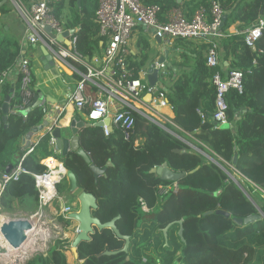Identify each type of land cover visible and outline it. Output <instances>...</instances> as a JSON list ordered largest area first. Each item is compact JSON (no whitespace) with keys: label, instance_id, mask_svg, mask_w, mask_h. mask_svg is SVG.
Wrapping results in <instances>:
<instances>
[{"label":"trees","instance_id":"obj_1","mask_svg":"<svg viewBox=\"0 0 264 264\" xmlns=\"http://www.w3.org/2000/svg\"><path fill=\"white\" fill-rule=\"evenodd\" d=\"M20 1L30 4V0ZM80 1L81 10L78 0H70L76 6L70 24L77 28L78 49L84 56L91 57L101 43L99 24L97 27L91 20L94 11L87 0ZM193 1H186L183 6L192 11L200 5L209 8L208 0L197 4ZM221 1L225 5L238 4L231 20L224 23V30L237 20L251 24L264 12V0ZM154 2L145 4H158L163 12L180 6L175 0ZM55 13L59 17L60 9ZM221 46L235 56L232 69L250 71L244 93L231 91L227 99L228 119L237 127L236 133L231 128L214 127L215 70L207 66L206 58L199 57L194 68L183 70L167 91L176 114L174 123L203 142L205 146L199 147L207 155L189 147L162 125L132 111L135 124L127 130L128 134L117 129L106 134L102 127L95 126L84 131L82 146L96 166L106 169L97 179L81 156H56L67 169L74 171L80 191L91 192L97 197L98 208L93 215L102 222L121 215L116 224L121 233L130 236L129 250L125 252L121 251L125 240L117 237L113 230L96 229L90 240L79 245L82 264H264V217L248 225L236 222V218L264 213V197L245 180L240 182L244 189L239 187L230 176L228 166L224 165H233L235 153H238L234 167L255 186L264 189V32L256 50L247 46L240 32L228 33ZM20 49L19 43L10 39L0 41V69L9 68L14 75L0 102V182L9 166L14 168L22 164L26 172L5 186L0 205L10 209L19 203L28 210L39 204L34 175L47 170L42 160L54 156V152L50 132L46 129L35 137V149L25 153V138L45 121L46 114L36 105L40 98L41 75L32 69L30 96L22 88L23 74L16 68ZM79 67L85 69L80 64ZM219 69L223 73L226 70L223 64ZM80 77L75 75L76 79ZM13 93L11 106L29 99V112L26 119L8 114L4 121L3 101ZM242 106H247L251 112L238 119L236 115ZM139 136L145 141L136 146ZM210 154L221 159L223 165L215 158L210 159ZM165 162L174 171L186 172V176L172 182L151 173L152 168ZM197 167L199 170L192 172ZM161 185L171 186V189L164 194L158 193ZM30 200L35 203L31 207ZM149 200L152 204L155 201L152 209L146 208L145 202ZM219 210L230 216L217 213ZM180 220H183L182 225ZM181 226L183 235L179 234ZM66 245L68 241L58 240L47 255L40 254L27 264H68ZM107 250L117 253L104 254Z\"/></svg>","mask_w":264,"mask_h":264},{"label":"built area","instance_id":"obj_2","mask_svg":"<svg viewBox=\"0 0 264 264\" xmlns=\"http://www.w3.org/2000/svg\"><path fill=\"white\" fill-rule=\"evenodd\" d=\"M60 1L62 0H33L32 4L26 7L17 0L18 9L26 23V40L31 44L45 45L60 74L73 76L72 80L65 79L67 86L74 85L73 89H69L67 101L54 107L58 115L52 117L51 122L46 120V125L45 121L41 124L44 125L43 130L47 129L50 132V144L53 147L54 156L60 154V150L56 145L53 131L56 127L65 128L66 124L63 123L62 118L71 105L76 111H85L92 123L104 121L109 117L113 130H122L126 134H128L127 130L135 124L132 111H137L150 121L161 125L156 114L162 107L170 104L167 92L160 78L154 85H151L147 79L148 71L144 69L137 71L131 65V37L139 25L155 30L156 35H160L166 44L184 40L207 46L206 63L215 70L213 75V83L216 87L214 127L219 129L222 125L230 123L227 100L229 93L231 91L244 93L246 76L250 71L231 68L224 74L219 69L221 66L220 48L226 36L223 29L224 17L227 14L221 0H208L209 8H200L191 18L187 17L181 9H171L164 13L158 4L148 5L143 0H99L96 11L99 24L98 34L105 39V47L102 55L94 57L91 62L87 61L86 56L78 49L76 33L64 37L63 40L59 39L65 32L72 30L65 26L55 13L56 5ZM263 32L264 14L252 26L240 31L244 34L247 46L254 50ZM67 38L69 44L65 42ZM79 64L85 69L81 70ZM156 66L160 77L164 78L167 73L166 63L158 61ZM16 68L23 74L22 88L25 94L30 96L33 76L29 57L20 54ZM75 75H80V79H76ZM13 79L14 75L9 68L0 69V102L3 100L6 85ZM147 94L151 96L149 102L145 101ZM13 97L14 93L10 95L11 100ZM11 100L9 114L20 115L26 119L28 113L25 111L29 109V99L13 106H11ZM146 103L143 109L141 106ZM40 106L44 114L47 115L50 112L45 98L41 100ZM103 130L106 134L110 133L107 125L103 126ZM35 133L33 130L28 134L31 137L28 138L27 135L24 140L26 154L31 153L37 145V140L33 137ZM45 165L47 170L44 173L34 175L40 207H48L59 198L58 186L67 179V167L65 166L66 173H60L59 178L53 180L56 192L49 198L46 195L47 189L44 182L54 171L47 164ZM23 172H26V169L19 164L9 173L5 172L1 176L0 196L5 186L17 180ZM174 185L177 186L176 183ZM252 186L264 197V189ZM170 187L161 185L159 192L167 193ZM72 211H74L72 206H66L61 212L65 219H69V213Z\"/></svg>","mask_w":264,"mask_h":264},{"label":"crops","instance_id":"obj_3","mask_svg":"<svg viewBox=\"0 0 264 264\" xmlns=\"http://www.w3.org/2000/svg\"><path fill=\"white\" fill-rule=\"evenodd\" d=\"M1 1L2 0H0V2ZM13 1L14 3H16V6L13 3ZM62 1L63 3L60 4ZM62 1L58 3L60 4L59 5L60 7L58 6V4L56 5V9H60V16L58 18L65 24V26L71 29L72 27L70 23L73 21V13H74V10H76L74 9L76 8V6L72 5L70 0H62ZM154 1H160V0H143L144 3H155ZM175 1L180 6L173 7L172 9H181L186 14V16L189 18H191L194 15V13L200 9V7L202 8L205 7V6L200 5L197 7L196 11H192L191 9L183 6V3H185L188 0H181V1L175 0ZM200 1L201 0H194L193 4H197ZM18 2L21 4L20 0H18ZM32 2L33 0H30L29 5H26L23 3V6L29 7L32 4ZM87 2L89 4L90 9L94 11V14L91 20L96 22L97 27H98L96 11L99 6V0H87ZM78 4H79L78 8L81 10L80 0H78ZM161 5L163 6V3ZM223 5L227 10V14H226L227 18L225 20V24H226L227 21L231 20V17L233 16V13H234V8L238 4L233 5L232 3V4H226V5L223 4ZM261 16H259V18ZM255 22L251 24L243 23L240 20L232 22L231 25L226 30H224L226 34L224 41L228 38V33L231 35L237 34L241 30L252 26ZM150 30L151 29L146 28L144 25H139L133 31V34L131 37V43H130L131 45L130 47L131 48V53H130L131 65L135 69H138L137 71H140L142 69L148 71L150 66L153 63L158 62L161 57H164L165 63L167 65V73L164 78L163 77L161 78L160 75H159V78H160V81L162 82L164 90L167 92L168 89L173 85V80L183 70L192 68V67L194 68L199 57L204 58V59L206 58L208 48L207 46H204L198 42H193V41L176 40L172 44H166L162 40L163 43L166 45H169L171 49L169 54L167 55L164 51H162V47L159 44L158 39L156 38L157 35L151 32ZM98 38H101L100 47L96 50V52L91 57L86 56V59L89 62H91L94 57L102 55L104 51L105 39L99 36V34H98ZM3 39L4 40L10 39L11 41L19 43L21 47L19 55L25 54L27 57H29L32 63V69H34V71L38 75H41V80L38 83V86L40 87L41 92L44 94V98L47 100L48 107H50V112L46 115L45 122L46 120L51 122L52 117H55L56 115H58V112L55 111V108H54L55 105L64 104L65 101H67V95L69 93V89L74 88V85L67 86L65 82L66 80H69V79L72 80L73 76L70 77L69 75H61L59 69L55 66L53 68H48L42 61L43 54L41 50V45L31 44L26 40V23L20 13V10L18 9L17 0H7V1L0 3V41H2ZM220 53H221V57H220L221 64L224 65L226 69L224 74H226L228 70L232 68L231 64L235 56L233 53L228 54L226 49H224V47L222 46L220 48ZM54 70H56V72ZM60 78H62L63 82L61 80L59 81ZM150 98L151 96L147 94L145 96V101L149 102ZM146 105L147 103L142 105L141 107L145 109ZM249 111H250V108H248L247 106H242L236 116L238 119L244 118L245 115L249 113ZM76 115H79L83 121H89L87 117V113L85 111H76L75 108L71 105L68 107L67 113L62 118L63 123L65 124L67 120H71ZM156 115H157L156 118L158 122L164 128H166L173 136L180 139L183 143H185L189 147L197 151H201L205 153L199 147L201 145L205 146L203 142H201L193 134H186L180 126L174 123L173 120L175 119L176 114H175L174 108L171 105V103L166 107H162L160 111L158 112V114ZM233 130L235 133L237 132V127L235 126V124H234ZM43 131L44 130L36 132L33 137H37L39 134L41 135ZM65 133L69 134V132L67 131ZM144 139L145 138L143 136L137 137L135 140V145L136 146L143 145L145 141ZM24 148H25V145H24ZM205 154L207 155V153ZM56 156L57 155L49 156V157L54 158L60 164H62V161L58 160ZM245 181H247L248 184L254 185L250 180L246 178H245ZM63 182H65V180ZM66 183H68V185H65L64 188H58L59 198H57V200L53 204H51V206H48V207L43 206L45 210H47L49 216L51 217L52 220H54V223H55L54 226H51L48 232L47 238L45 239L46 240L45 245L41 249H38L34 254H31L27 259L22 260V262H24L23 264H27L29 260L33 259L35 256L39 254L47 255L52 245H54L55 242L59 239L60 240L65 239V241H69L68 245L66 246L68 264L84 263V260L75 258L71 250V241H72L71 233L72 231L76 229V223L72 222L71 220L65 219L61 212L66 206H72L74 210L78 209L76 207L75 201H73L72 203L69 202L68 197L70 193L68 191L70 190V184L69 182H66ZM39 207L28 209V211L36 210ZM20 208L24 211L25 210L27 211V209H23L22 207ZM22 210H19V211H22ZM69 223H71V225H69ZM33 235L34 233L32 234V238H33ZM25 249L21 250L20 252H17V251L14 252V250H12L13 251L12 252V251H7L5 249H0L1 251L0 253L3 252L2 250L6 251L1 254L0 258L1 260H4V258H9L5 260L7 263H9L11 261L10 259L15 260V259L20 258L22 254L25 252ZM19 253L21 254L19 255ZM22 262L20 261L15 264H20Z\"/></svg>","mask_w":264,"mask_h":264},{"label":"water","instance_id":"obj_4","mask_svg":"<svg viewBox=\"0 0 264 264\" xmlns=\"http://www.w3.org/2000/svg\"><path fill=\"white\" fill-rule=\"evenodd\" d=\"M7 1L2 0L0 3ZM181 1V0H178ZM227 15H225L224 20H226ZM48 31H50V28H48ZM151 32L156 34V31L151 29ZM76 30L72 29L71 31H67L64 33V35L60 36L59 39L63 40L64 37H69L71 34H75ZM158 39L159 44L162 47V51H164L167 55L170 52L169 45H166L163 43L161 36L157 35L156 37ZM66 44H69L68 38L65 40ZM42 50V61L48 68H53L55 66V63L53 61L52 55L49 53L45 45H41ZM159 62H165V58L161 57L159 59ZM148 81L151 85H154L158 79H159V69L156 66V63H153L149 70H148ZM44 98V94L40 92V98L37 101L36 105H39L41 103V100ZM10 95H7L5 97L4 103L2 105V109L4 112V121L7 120V116L9 114V108H10ZM29 109L25 111V113H28ZM47 123L45 122V125ZM65 128L56 127L53 131V136L56 138V145L58 149L60 150V153L63 157L66 158H72L75 155L81 156L87 164H89L90 169L94 172L96 179L99 175L103 174L106 169L100 168L96 166L91 159V156L89 153L84 149L82 146V137L84 134V131L88 128H91L92 126L95 127H102L104 125H107L109 128V131H113V127L110 123V118L108 117L104 121L92 123L90 121H83L79 115L74 116L71 120L66 121ZM44 125H40L38 128L34 129V132L43 130ZM234 123H227L222 125L220 128H231L233 130ZM69 132V134L65 132ZM234 132V130H233ZM31 136L28 135V138ZM177 152H180V149H176ZM238 161V153H235L233 165L235 166ZM62 164L65 166L64 162ZM111 164V162H109ZM12 170V166H9L6 169V173H9ZM199 170V167L194 169L192 172H195ZM151 173H155L161 177L162 180L166 181H172V182H178L182 177L186 176V172H177L172 170L167 162L163 163L160 166L154 167L151 169ZM232 179L239 185V187L243 188L240 183L237 181L235 176L232 173H229ZM67 180L70 184V190H69V200L75 201L76 206H79L78 209L72 211L69 213V219L76 223V230L72 231L71 237V250L75 256V258H79V245L83 241H88L91 239L92 234L96 231V229H104L109 228L113 230V232L116 234L117 237L125 240L124 247L121 249V251L127 252L129 250L130 246V236L121 233L120 229L118 228L116 222L118 219L121 218V215H118L111 220L107 222H102L98 217L93 215V211L98 208V201L97 197L91 193L86 191H80L78 187V181L77 176L74 173L73 170L67 169ZM244 189V188H243ZM245 191V190H244ZM209 213H212L209 212ZM217 213H222L227 216H230V213L225 211H217ZM264 217V213L260 212L258 214H253L251 216H248L246 218H236V222H238L240 225H248L249 223L261 219ZM180 224H183V220H180ZM168 229V228H167ZM165 229V231H167ZM35 231V225L33 224L32 220L29 218H16L11 220L8 224L3 226L1 232L3 235L4 240L8 243V245L14 250V251H21L24 250L27 246V244L30 242L32 238V234ZM179 234L183 235V227L181 226L179 230ZM117 251H110L107 250L104 252V254L111 255L116 254Z\"/></svg>","mask_w":264,"mask_h":264},{"label":"bare ground","instance_id":"obj_5","mask_svg":"<svg viewBox=\"0 0 264 264\" xmlns=\"http://www.w3.org/2000/svg\"><path fill=\"white\" fill-rule=\"evenodd\" d=\"M43 162L45 164H48L49 167L53 168L52 170L54 171V173H52L48 177V179L45 180V182H44L46 185V189H47L46 195L49 198H51L53 196V194L56 192V188L53 185V180L58 179L60 176L59 175L60 173H66V168L64 165L60 164L57 160H55L52 157H47V158L43 159ZM2 213H0V249H5L7 251L13 250L8 245V243L4 240L2 232H1L3 226L8 224L11 220L16 219V218H29L32 220L33 224L35 225V231H34L33 238L31 239V241L27 245L25 252L22 254V256L20 258L15 259V260L11 259V261L9 262L10 264H15V263L20 262V261L22 262V260L27 259L31 254H34L38 249H41L45 245V242H46L45 239L47 238L50 227L54 226V224H55L54 220L51 219L47 210H45V208L43 206L39 207L36 210H32V211H28V210L27 211L26 210L25 211L24 210L18 211L15 215L11 214V213H8V214H2ZM58 228H60V227H58ZM17 252H20V251H17ZM20 254L21 253H19V255Z\"/></svg>","mask_w":264,"mask_h":264},{"label":"rangeland","instance_id":"obj_6","mask_svg":"<svg viewBox=\"0 0 264 264\" xmlns=\"http://www.w3.org/2000/svg\"><path fill=\"white\" fill-rule=\"evenodd\" d=\"M13 3H14V1H13ZM15 4V6H16V3H14ZM63 18V17H62ZM55 72H56V70H54ZM62 81L63 82V80H62V78H60L59 79V81ZM69 80H71V79H69ZM88 122V121H87ZM209 158L210 159H214V160H218L222 165H223V161L221 160V159H219V158H216L215 156H213V155H211L210 154V156H209ZM58 160H60V161H62V159L60 158V157H58ZM43 163V162H42ZM226 163H224V165H225ZM48 165V164H47ZM227 166H228V171L229 172H231V173H233V175L235 176V178L237 179V181L240 183V182H243L244 180H245V178L243 177V175L238 171V170H236L235 169V167H234V165H228V164H226ZM51 168V167H50ZM51 169H53V168H51ZM66 182H69L67 179H65V182H63L62 184H60L58 187L59 188H64V186L65 185H68V183H66ZM241 184V183H240ZM68 190V189H67ZM69 192V191H68ZM158 193H159V190H158ZM156 196V195H155ZM155 196H154V199L156 200V198H155ZM69 202L70 203H72L73 201L72 200H69ZM35 203H33L32 202V200H30V203H28V205H29V207H31V206H33ZM145 204H146V208L147 209H152V207L154 206V204H155V201H153V204L150 202V200L148 201V202H145ZM21 205H19V203L17 204V203H15L14 204V206L12 207V208H10V209H5L3 206H1L0 205V213H2V214H8V213H11V214H16L19 210H22L21 208ZM37 207H39V204H38V206ZM77 208H79V206H76ZM35 208V207H34ZM30 209H33V208H30ZM73 222V221H72ZM69 225H71V223H69ZM51 228V227H50ZM60 240V239H59ZM58 241V240H57ZM56 241V242H57ZM63 241H65V239H63ZM55 242V243H56ZM69 242V241H68ZM55 245V244H54ZM54 245H52V247L54 246ZM67 246V245H66ZM3 252H6V251H4V250H2ZM1 252V251H0ZM2 252V253H3ZM40 255V254H39ZM38 256V255H37ZM0 257H1V253H0ZM36 257V256H35ZM5 259V258H4ZM6 259H9V258H6ZM5 259V260H6ZM4 260V261H5ZM11 260V259H10ZM13 260V259H12ZM3 260H1V258H0V264H7V262L5 261L4 262ZM24 262H22V263H20V264H23ZM9 264V263H8Z\"/></svg>","mask_w":264,"mask_h":264}]
</instances>
